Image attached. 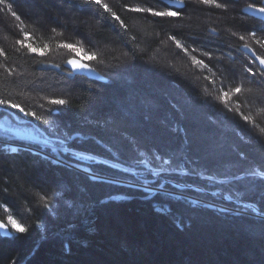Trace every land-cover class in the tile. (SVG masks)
I'll return each mask as SVG.
<instances>
[{
    "label": "trees",
    "instance_id": "1",
    "mask_svg": "<svg viewBox=\"0 0 264 264\" xmlns=\"http://www.w3.org/2000/svg\"><path fill=\"white\" fill-rule=\"evenodd\" d=\"M255 1L234 0L227 12L186 1L182 19L154 23L157 18L126 11V7H156L157 0H102L120 16L126 30L97 5L72 14L87 21V25L66 21L67 8L52 0H5L21 17L19 21L0 5V50L5 53L0 56V65L16 69L8 77L4 67H0V98H9L43 115L46 113L38 105H46V100L41 97L64 98L71 105L61 116L48 118L71 122L67 131L72 136L79 135V139L49 135L47 125L24 118L30 121L28 125L48 136L34 128L43 139L74 153L136 166L142 172L145 170L137 164L153 161L155 156L169 160L167 170L187 172L185 176L162 175L160 180H168L164 189L169 192L148 198L149 193L141 188L100 179L92 181L88 174L67 165L62 168L43 163L35 169L33 162L39 157L29 151L21 150L16 160L9 154L0 160V203L10 212L5 213L0 206V221L7 224L11 214L18 222L35 225L39 222L37 216L45 212L35 207L45 192L52 197L50 203L54 207L60 193L61 206L56 208L58 217L42 216L48 221L47 230L30 227L29 234L16 239L8 225L12 235H0V264H264V231L252 209L249 207L243 217L238 216L235 211L244 206L222 199L227 195L254 205L261 213L259 188L255 194L242 195V182L233 181L230 175L264 166V143L260 142L264 115L258 114L264 97L253 83L260 82L264 88V75L241 52L247 43L257 56L264 58V24L242 12ZM20 29L32 34L26 43L36 47L48 43L52 51L39 57L20 49L16 44L18 39L23 40ZM251 32H256V38ZM168 35L184 44L188 54L177 49ZM240 35L246 40H239ZM81 38L85 54L97 53V60L85 62L97 71L98 77L78 78L65 87L70 69L64 61L72 54L56 45L76 43ZM205 51L208 55L203 54ZM193 57L203 60L211 72L193 66ZM53 63L60 67H45ZM246 68H252L256 75H249ZM212 73H216L215 77ZM222 75L227 77L223 82ZM204 76L214 79L215 84ZM237 85L245 91L232 99L241 103L242 114L253 117L255 128L235 114V103L234 112H227L214 99L217 90ZM90 99H94L92 107L87 106ZM7 110L24 120L14 110ZM10 122L11 127L20 126L13 117ZM42 148L99 177L134 180L132 175L103 163H87L70 153ZM199 173L219 181L200 178ZM170 182L198 190L177 189ZM152 184L159 186L161 182ZM214 191L218 196L208 194ZM119 196L128 199L113 200ZM106 199L109 200L100 203ZM64 202L81 209L79 214H73L75 209L68 211ZM210 203L226 207L227 211ZM161 208L165 213L159 211ZM69 222L74 225L70 238L65 232Z\"/></svg>",
    "mask_w": 264,
    "mask_h": 264
},
{
    "label": "snow or ice",
    "instance_id": "2",
    "mask_svg": "<svg viewBox=\"0 0 264 264\" xmlns=\"http://www.w3.org/2000/svg\"><path fill=\"white\" fill-rule=\"evenodd\" d=\"M54 4H59L61 6H64L67 8V13H65V20H70L74 25L78 24H85L87 25V21L79 20L78 17H74L73 13L82 12L86 9L90 10L91 6L97 5L100 9H103L105 13H110L111 19L114 21H119L120 27L122 29H127L126 24L121 20L120 16L117 15L116 12L112 11L108 4H105L102 2V0H52ZM192 4L196 5H205V6H213L217 9H221L224 12H227L229 5L234 3V0H223V2H220V0H190ZM0 5H3L5 9H7L11 16L19 21L21 17L15 12L12 11V5L5 3V0H0ZM156 7L148 6V7H139V6H129L126 7V11L129 12H135V13H147V15L157 18L154 23H161L164 21H178L183 18L184 13L182 9L186 6V0H157ZM159 5H163L162 7ZM247 10L254 11L260 14V19L264 20V6L261 7H254L252 3H249L247 5ZM20 31L23 33V40L18 39L16 41V44L19 45L20 49H27V52L29 55H35L39 57H45L47 56L51 51V47L48 43H45L43 47H36L33 45V43H26V41H29L32 39V34L23 32V29H20ZM55 32L56 29H53ZM60 33H57L59 35ZM232 35H236V33H233ZM250 35L253 38H256V32H251ZM168 40L173 41L175 43V46L177 49H180L183 51L186 55L188 54V49L185 47L184 44H182L179 40H176L174 36L168 35ZM195 39V37H192ZM239 40L244 41L246 40V37L244 35H240ZM83 38L78 39L76 43L71 42H60L57 43L56 47L58 49H65L67 52H69L70 55L67 57L64 61L66 65L69 67V71L66 73V78L64 81V86L67 87L69 83H74L78 78H84L82 75L78 76L77 74H86V73H92L94 72V69L88 64L85 63V61H95L97 60V53L96 52H90L85 54V48L83 46L82 42ZM125 43H127L125 41ZM244 48L248 49V51H252L251 48H249L248 44L245 43L243 45ZM191 51L196 52V48H192ZM204 55H208V53L205 51L203 53ZM253 56H255L256 60L259 61L260 65V72L264 73V58H261L260 56H257L254 52L252 53ZM5 53L0 50V56H4ZM7 58V57H5ZM212 57L209 56V59ZM193 66L199 65L201 69H208V65L204 63L203 60L197 59L195 57L192 58ZM251 63V62H250ZM0 67H4L3 65H0ZM46 68H59L60 65L58 64H50L45 65ZM119 67V66H117ZM209 72H211V69H208ZM245 72H247L249 75H256L255 72H253L252 68H246ZM4 73L7 74L8 77H12L14 73H16L15 68H8L4 67ZM114 75L118 76L119 73H115ZM213 77H215L216 73H212ZM70 78V79H69ZM226 76H221V80L223 82L224 79H226ZM205 80H209L208 76H204ZM209 83L215 84L214 79L209 80ZM256 84L257 88H260V95L264 97V88L260 87V82H253ZM86 92H91L90 89H84ZM245 91V89L237 85L232 89L225 90L223 88L217 90V95L214 97L215 101L222 104L227 112H234L233 103H235V114L240 115L241 119L244 121L245 124L251 125L253 128L257 126L256 121L253 120V117L251 115H244L240 112L241 103L239 101H233L232 97L234 95L238 96L242 94ZM249 93L252 92V89L247 90ZM10 95V94H9ZM210 95V93H209ZM207 99V97H206ZM41 100H46V105L44 103H41L38 105V107L46 113V115L43 114H37L36 111L27 110L24 106H22L20 103H16L13 100L9 98H0V109H10L14 110L16 112L22 113L26 117H30L33 120L39 121L41 124L47 125L46 131L49 133V135L56 136V137H65L66 139H79V136L73 137L72 134L67 131V129H70L72 124L71 122L64 123V122H58L57 119H49L48 117H59L64 113V110L71 108V105L68 100L64 98H53V97H41ZM94 105V99H90L87 101V106L92 107ZM259 115H264V106H262L259 110ZM0 117L4 118V123L8 124L10 121V118L12 117V112H0ZM174 131H182V129H173ZM5 132L11 133L13 136L16 135V129L8 127L4 129ZM260 136L261 141L264 143V127L260 128ZM9 140L7 137L0 138V160H4L9 156V154H13L11 158L13 160L19 159L21 156V148L20 147H12L8 148L7 145L9 144ZM131 142V141H130ZM33 157H39L38 159L34 160L33 167L35 169H39L40 165L43 163H50L52 165H57L60 167H66V164L64 161L60 159V156L57 155L55 157H52L50 159V156L48 153L44 152V149L38 148L36 152L32 153ZM156 160H160L161 158L159 156L154 157ZM163 163L167 164L169 163V160H164ZM235 166V165H234ZM231 179L233 181L242 182V195H246L247 193L251 192L255 194L256 189L259 188V202L262 205L261 208V214L259 217H256L255 219L259 220L260 227L262 231H264V166H260L259 169H251L249 171H239V172H231ZM90 180L96 181L99 179L96 175H91L89 177ZM257 180H259V184H257ZM246 181V184L243 182ZM43 191V189H41ZM240 191V189H238ZM38 195V194H37ZM52 197L48 196L47 192L44 193V195L39 196V204H37L35 207L42 208L45 210L44 213L41 214V216H37V220L39 221L33 226L27 225V223H21L18 222L17 218H14L13 215L9 214L7 216V224H5L3 221H0V230H3L5 233H8V225L11 226V229L13 230V233L16 234V239H21L27 234H29V228L32 227L34 229H48V221L46 218L42 219V216L46 217L47 215H53L58 217L59 213L56 211V208L61 206V194L57 193V199L54 202L55 207L52 203ZM100 203H104V201H100ZM0 206H3L2 203H0ZM64 207L68 211H73V214L78 215L81 209H76L75 205L72 202H64ZM250 204H245L243 209L238 210L236 213L238 216H244L245 212L244 210L249 208ZM3 210L5 213H9L10 209L7 206H3ZM161 213H165V209L161 208L159 209ZM222 211H227V209H222ZM255 211V209H253ZM21 219H23L21 217ZM74 228V225L69 222L67 225V228L65 229L66 234L70 238L71 236V230ZM8 235H12L11 233H8ZM7 238V237H6ZM66 247L68 245H65Z\"/></svg>",
    "mask_w": 264,
    "mask_h": 264
},
{
    "label": "rangeland",
    "instance_id": "3",
    "mask_svg": "<svg viewBox=\"0 0 264 264\" xmlns=\"http://www.w3.org/2000/svg\"><path fill=\"white\" fill-rule=\"evenodd\" d=\"M186 1L190 2V0H186ZM262 43H264V42H262ZM247 59H249L251 61V63H253L255 65V63L249 57H247ZM257 69H258V67H257ZM44 80L48 81V78H45ZM16 113H19V112H16ZM19 114L21 115V117L23 119L26 118V116H24L22 113H19ZM26 120L27 119H24L23 121H26ZM10 123L11 122L9 121L8 124H5L4 123V118L3 117L0 118V137L1 138L7 137L9 139V141H13V142L16 141L17 143L20 142V143L29 144V145L33 144V145H37V146L47 147V148H49L52 151H55V152L58 151L60 153H70L76 159H78L80 161H83V162H87V163L92 162V161H93V163H103L105 165H108L109 167H112L114 169H117L119 171H122V172H125V173H128V174L132 175L134 180L133 181H128V182H123L121 180H116V179H112V178L105 177V176L104 177H99L98 176L100 180L138 187V188H141V189L145 190L146 192H148L149 193L148 195L153 194L154 192L157 193V192L167 191V190L164 189V185L166 183H168V180L161 181L160 179L162 178V175L168 174V173L180 174L182 176L187 175V172L184 169H180V170L179 169L178 170L177 169H172L171 171L167 170V169H169V168H167L168 163L167 164L163 163V161L161 159L160 160H156L154 158L153 161L152 160H147L146 162L143 161L140 164H137L139 167H141V168H143L145 170L144 172H142V171L138 170L136 166L135 167H133V166H131V167L123 166L121 164L114 163V162L102 161V160H99L97 158L90 157L88 155L74 153V152L69 151L67 148H63V147L56 146L54 144H50L47 139H45V138L43 139L42 136H40L38 134L39 131L36 129L38 131L37 132L34 129L35 127L33 128L30 125H28L29 123L24 124V123H18L17 122L20 125L19 127H11ZM8 127L16 129V135L15 136H13L9 132H5L4 131V129L8 128ZM34 151H36V150H34ZM140 155H142V154H140ZM60 159L63 161V159L61 157H60ZM65 164L67 166H69V167L77 169L78 171H81V172H83L85 174H88L89 176L94 175V174H92L90 172V170H88L84 166H81V165H70V164H68L66 162H65ZM198 176L200 178H206V179H208V180H210L212 182H218L219 181V180L214 179L213 177L204 176L201 173H199ZM156 180H159L161 182V184H159V186H155V185L152 184ZM222 182H224V181H222ZM175 184L177 185L178 183H175ZM193 189L194 190H198V189H195V188H193ZM167 192H169V191H167ZM209 195L216 197V196H218V192L217 191L210 192ZM223 198L231 200L227 195L223 196L222 199ZM210 204L215 206V207H217V208H220V209H225L226 208V207H223V206H220V205H215L213 203H210ZM241 206H244V205H241ZM228 210H229V208H228ZM231 210H233V209H231ZM235 212H238V210H236Z\"/></svg>",
    "mask_w": 264,
    "mask_h": 264
},
{
    "label": "water",
    "instance_id": "4",
    "mask_svg": "<svg viewBox=\"0 0 264 264\" xmlns=\"http://www.w3.org/2000/svg\"><path fill=\"white\" fill-rule=\"evenodd\" d=\"M263 6H264V1H263ZM242 12H243V14L245 15V16H247V17H250V18H253V19H255V20H257V21H259V22H261V23H264V20H262V19H260V14L259 13H257V12H254V11H249V10H247V7H245L243 10H242ZM210 32H212V33H214L213 31H210ZM250 48V47H249ZM241 52L243 53V54H245L247 57H249L254 63H255V65L258 67V69L260 70V65H259V61L258 60H256V58H255V56H253V50L250 52V51H248V49H246V48H244L243 46L241 47ZM78 76H83V77H85V78H87V79H89V80H96L97 79V77H98V73H97V71L96 70H94V72H92V73H86V74H77ZM263 75H264V73H263ZM1 110H3V109H0V112H1ZM4 111L5 112H8L9 110H7V109H4ZM12 117H13V119L16 121V122H18V123H24V124H26V123H30V121H21L20 119H19V117L14 113V112H12ZM35 127V129H37L40 133H42V134H44L43 133V131L42 130H40L38 127H36V126H34ZM44 136L47 138L48 136H46V134H44ZM76 136H79V135H74L73 137H76ZM9 140V139H8ZM12 143H16V144H18L16 141L15 142H13V141H11V142H9V144L7 145V147L10 149V148H12L13 147V144ZM20 143V142H19ZM19 145V147L22 149V150H28V151H30V152H32V151H34L33 150V148L32 147H28V146H24V145H21V143L20 144H18ZM16 147H18V146H16ZM36 152V151H35ZM46 153V152H45ZM49 156H50V159L53 157V156H51L50 154H49ZM175 184V183H174ZM176 185V184H175ZM176 186H178V188H181V189H186V188H188V189H192L193 187L192 186H190V185H182V184H177ZM158 193V192H157ZM156 194V192H154L153 194H151V195H149L148 196V198H150L152 195H155ZM125 199H128V198H126V197H122V196H119V197H117V198H113V200H125ZM109 199H106L104 202H106V201H108ZM223 200L224 201H226V202H229V203H232V204H234V205H245L246 203H242V202H238V201H235V200H229V199H225V198H223ZM250 206H252V209H255V212H256V215H258V217L260 216V214L261 213H259L258 212V209L254 206V205H251L250 204ZM8 233H9V227H8ZM8 233H5L3 230H0V235H2V236H7L8 235Z\"/></svg>",
    "mask_w": 264,
    "mask_h": 264
},
{
    "label": "bare ground",
    "instance_id": "5",
    "mask_svg": "<svg viewBox=\"0 0 264 264\" xmlns=\"http://www.w3.org/2000/svg\"><path fill=\"white\" fill-rule=\"evenodd\" d=\"M13 144V147H16V146H18L19 147V145L18 144H16V143H12ZM38 148H33V150H37ZM25 151H28V150H25ZM30 152V151H29ZM33 152H35V151H32V152H30V153H33ZM170 184H173V186H175L177 189H181V188H178V186H176L173 182H171ZM194 188V187H193ZM192 188V189H193ZM186 189H188V188H186ZM191 189V188H190ZM200 190V189H199ZM200 191H202V190H200ZM208 194H210V193H208ZM250 208L252 209V206H250ZM259 212V211H258ZM260 213V212H259ZM252 214H253V216H256V217H258V215H256V212L255 211H253V209H252Z\"/></svg>",
    "mask_w": 264,
    "mask_h": 264
},
{
    "label": "flooded vegetation",
    "instance_id": "6",
    "mask_svg": "<svg viewBox=\"0 0 264 264\" xmlns=\"http://www.w3.org/2000/svg\"><path fill=\"white\" fill-rule=\"evenodd\" d=\"M263 1L264 0H256L255 1V3L253 4L254 5V7H261V6H263ZM247 7V6H246ZM245 8V7H244ZM243 8V9H244ZM264 24V23H263Z\"/></svg>",
    "mask_w": 264,
    "mask_h": 264
}]
</instances>
